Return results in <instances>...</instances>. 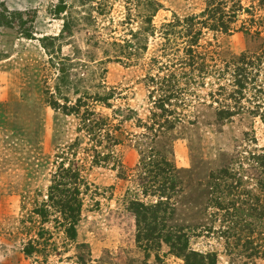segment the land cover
Returning a JSON list of instances; mask_svg holds the SVG:
<instances>
[{
	"label": "rangeland",
	"instance_id": "1",
	"mask_svg": "<svg viewBox=\"0 0 264 264\" xmlns=\"http://www.w3.org/2000/svg\"><path fill=\"white\" fill-rule=\"evenodd\" d=\"M233 1L224 31L207 0H0V264H264V11Z\"/></svg>",
	"mask_w": 264,
	"mask_h": 264
},
{
	"label": "trees",
	"instance_id": "2",
	"mask_svg": "<svg viewBox=\"0 0 264 264\" xmlns=\"http://www.w3.org/2000/svg\"><path fill=\"white\" fill-rule=\"evenodd\" d=\"M226 2H231L232 7L230 10L227 12L225 11V5H227ZM259 7L262 8L264 11V0H260L259 2ZM242 6L240 3L233 1V0H207V7L205 9V15H208L209 18H214V20L219 24L220 28H224V31L227 30V25L225 24V19L227 20L230 19H235L237 17L238 12H242ZM17 17V18H15ZM22 21V16L19 15H12V13H9L5 9L0 12V28H13L15 25V21ZM193 22V18L190 19V26L188 27V30H192V25L191 23ZM230 22V21H227ZM253 22V21H252ZM254 23V22H253ZM170 27H173L172 24H170ZM20 34L25 35V36H30L29 31L21 32ZM198 35V33L196 34ZM197 43L196 39L193 43ZM190 44V45H191ZM167 45V43L165 44ZM129 50H132V48L127 45L126 46ZM143 48V47H142ZM145 48V47H144ZM137 50V47H135V50ZM185 55L187 57V60H191L192 64H188L189 66L194 65V57L192 56L193 50L190 48L185 51ZM127 56L132 58V54L128 53ZM127 60H131L129 58H126ZM121 62V60L119 61ZM241 64H244V60H241ZM173 81V83H172ZM235 86L239 90L237 92L238 95H241L243 89H244V78L242 80H236L235 81ZM161 87L164 90L166 94H168V97L173 96L174 94L178 93V88L176 86L175 79L173 77H169L167 80L163 79L161 83ZM99 101V100H98ZM68 175L71 176V180L73 181V184H75V187L70 189L64 187L65 184H58L54 185L51 187L49 195H48V203H51V206H54L59 209V213L61 214L64 224H66V235L68 236L69 239L73 240L76 237V226L78 225L81 217V209H82V204L79 199V190L77 189V184L80 182V178L77 176V174L72 173V172H67ZM62 179V177H60ZM68 178V177H66ZM65 183V182H64ZM63 187V188H61ZM47 206V205H46ZM157 208V207H155ZM154 208H151L148 212L153 211ZM41 214L47 215V210L46 209H41ZM45 218V217H43ZM243 232V229L241 230ZM262 234V232L260 233ZM177 238V237H176ZM178 243L181 245H178V248L180 250H184L185 252L188 250L187 249V242H183L181 239L182 237H178ZM166 240L169 241V238H166ZM246 245H253V243L249 242ZM245 245V246H246ZM250 250H253V248L249 247ZM254 251V250H253ZM23 253L25 256H31L34 253H37V249L33 247L31 243H29L24 249ZM208 257V256H207ZM185 262L186 264H205L204 258L201 255L195 254L194 252L189 251L187 254H184ZM192 261V262H191ZM208 264H215V259H212Z\"/></svg>",
	"mask_w": 264,
	"mask_h": 264
}]
</instances>
